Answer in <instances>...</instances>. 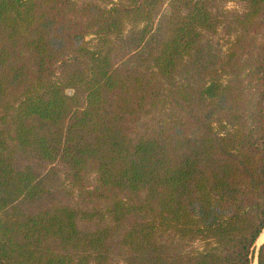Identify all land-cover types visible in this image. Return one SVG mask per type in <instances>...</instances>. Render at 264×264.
Returning <instances> with one entry per match:
<instances>
[{
    "label": "trees",
    "instance_id": "obj_1",
    "mask_svg": "<svg viewBox=\"0 0 264 264\" xmlns=\"http://www.w3.org/2000/svg\"><path fill=\"white\" fill-rule=\"evenodd\" d=\"M263 230L264 0H0V264H264Z\"/></svg>",
    "mask_w": 264,
    "mask_h": 264
},
{
    "label": "rangeland",
    "instance_id": "obj_2",
    "mask_svg": "<svg viewBox=\"0 0 264 264\" xmlns=\"http://www.w3.org/2000/svg\"><path fill=\"white\" fill-rule=\"evenodd\" d=\"M88 39V37L86 38ZM147 122V120H142ZM140 121V122H142ZM22 162V161H21ZM50 177H52V182L53 185L56 188H59L60 186H62L65 190H67L70 194H73V198L76 197L75 195V190H73L72 188H70L69 184L66 183V181L62 180V175L60 173H56V174H49ZM95 175L92 171H90L89 169H86L84 172V184H85V188L86 189H92L95 186ZM58 194L61 196V191H58ZM81 204H83V202H79ZM264 240V230L262 231L260 237L257 239L256 244L258 245L260 242H262ZM254 264V262L252 263Z\"/></svg>",
    "mask_w": 264,
    "mask_h": 264
}]
</instances>
